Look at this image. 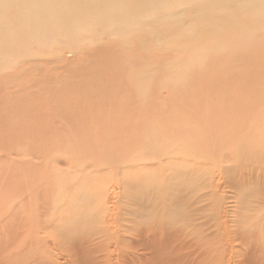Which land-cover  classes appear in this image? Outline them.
Returning a JSON list of instances; mask_svg holds the SVG:
<instances>
[{"label": "rangeland", "instance_id": "1", "mask_svg": "<svg viewBox=\"0 0 264 264\" xmlns=\"http://www.w3.org/2000/svg\"><path fill=\"white\" fill-rule=\"evenodd\" d=\"M62 1L50 0L56 6ZM73 1L79 2L84 7H82L83 12L87 14L90 8L96 7L91 6L93 3H90V0H67L66 2L73 4ZM100 1L104 6L108 5L107 0ZM109 1L113 3V6L110 11L108 10L107 16H104L105 20L89 21L92 25L87 32L77 30L80 35L73 32L75 37L68 39L48 36L46 42L44 39L35 45L40 49V55L34 61L33 70L31 69L36 78L35 81L44 86L45 81L51 78L48 76L61 74L59 78L64 76L70 78V83L68 86H62V81H58L59 85L56 86L46 82L51 89L50 97L56 94L57 101H61L54 110L61 112L62 122L59 123L56 118L53 124L36 126L38 134L34 131L32 133L38 135L36 144L40 148L36 149V144L30 140L29 143L28 141L19 143L21 147L7 146L6 152L3 151V154L10 155L11 148L12 158L18 159L15 162L16 167L21 169L20 172L24 174V177H15L14 183L9 181L6 175L0 177V180L1 178L3 180V187H0V215L2 216H0V249L5 248L3 251L0 250V264H5V261L6 264H98L100 259L99 264H130L127 256L133 255L144 247L137 240L139 239L137 235L147 239L148 242L156 240L153 233L154 219L147 205L153 204L157 199L154 196L149 199L142 197V184L138 180L144 175L150 176L149 173L162 175V178L167 177L166 183L172 185L166 184V186L172 190L168 191L166 196L173 199L181 193L180 197L184 202H186L185 195L189 194L191 174L196 173L197 177L200 173L199 178H195L193 183L190 182L192 192L197 198L202 197L206 200L209 211L207 217L199 216L195 226L186 230V236L198 234V227L205 222L211 225L214 220L224 221L226 215L233 218V224L238 227L244 225L252 227L254 223L264 221V179L261 182L255 180L260 172L259 161H246L249 156L240 150L236 151L238 162H224L229 155H231L230 159L234 158L232 155L234 149H231L233 144L245 145L247 150L254 148L264 150V68L262 66L264 65V0H193V3L186 4L185 9L180 6L183 2L176 1L171 6L175 15H172L173 17L169 15L168 18H165L163 11H152L151 2L155 0ZM199 2L205 3L202 5ZM87 4L88 6L85 7ZM199 4L206 6L199 7ZM236 6L241 9L238 10ZM9 7L10 10L11 5ZM3 13L5 11H0L1 15ZM231 13L235 16H230ZM208 19H212L211 22L207 21ZM120 20L132 22V25L122 24ZM164 20L171 24L165 23ZM15 35L20 36L22 33L15 32ZM229 36L237 39L230 37L232 40H227ZM214 43L221 46V52H218ZM205 47L211 50L207 51ZM191 49H197V52L201 50V55ZM6 50H8L7 46ZM68 50L72 51L70 56ZM226 50L229 53H225ZM193 54L202 58H196ZM21 56V53L15 52L17 67L14 69V79L25 78L23 73H27L26 59H22ZM190 57H192L191 62ZM66 59L70 63L64 62ZM238 60L242 61L241 64ZM172 61H179L181 68L185 67L187 62L193 63L192 66L196 71L192 72L191 67L188 71L182 69L179 73V69L169 67ZM249 65L262 67V74L252 76L249 70L243 69ZM225 66H228V71L232 74L226 72L224 74L226 77L232 76L231 79L236 75L242 76V72L247 73L244 80L238 79V82L231 80L221 85L230 90L231 93L227 97L234 98L235 95L238 102H231L233 100L230 101V98L228 101L226 97L223 101L217 98L216 101L210 102L208 100L210 88L205 87V90H202V85L200 86L198 81L203 83L205 80L210 81L213 76L204 78L207 75L219 73V70L223 71ZM254 77L255 80H253ZM4 92L5 90L0 94ZM196 92L201 93L199 97ZM188 96L195 97L193 99L196 100L200 99L198 107L211 104L217 109L213 112H217L219 116L216 114L217 117L214 115L213 118L214 113H210L211 120L217 118L218 120L215 119L217 122L212 124L209 121V124L215 127L206 132L205 136H200L199 128L196 127L197 121L193 124L195 134L191 128L187 131V128H181L175 124L177 122L182 125L184 122H180L179 119L189 117L187 112L196 111V109L190 111L176 107L179 100H174L175 97ZM38 99H44L42 89L38 90L33 100L24 106L31 107ZM169 100L171 101L168 102ZM236 100L234 98V101ZM155 101L160 103L159 107H152V102L155 103ZM236 104L245 109L242 107L238 110ZM132 108L135 110L130 111ZM111 111L113 113L109 114ZM130 112L132 115H129ZM241 120L245 125L238 134L236 123L238 126ZM252 121H255V124ZM4 123L0 124L2 129L4 125L6 128L3 129L4 131L0 128V149L2 150H5L7 141L14 143L13 136H5L10 125L7 122ZM35 123L38 124V120ZM49 128L50 130H47ZM157 130L161 134H155ZM189 130L191 133H188ZM50 131H53L52 134ZM45 139L54 141L55 151L49 159V166L56 163L53 167L54 175L50 176L47 185L36 187L29 183L24 184L25 177L34 173L33 169L25 163L33 164L41 160L31 155H36L38 150L40 152L43 150ZM252 152L259 153L257 150ZM260 153L264 151L260 150ZM130 155H132L131 161H136V165L142 161L148 170L137 171L127 167ZM1 157L4 156H0V163L4 159ZM219 164L224 165L226 170H221L219 177H217L218 170H215L217 180L213 181L212 176L209 178L208 172H212L213 167L217 169L216 166ZM40 165H43V162H40ZM24 168L26 170H23ZM174 176L178 177L181 183L175 181ZM136 181L140 183L138 190L133 187ZM174 183L181 184V188H176ZM4 184L7 187H4ZM161 186L163 187V184L158 185V187ZM11 190L13 193L10 192ZM19 193L21 196L18 195ZM86 201L87 204L91 202V205H87ZM7 203L10 205L8 206ZM260 206L263 207V211L257 212V207ZM108 207L110 211L107 213L105 208ZM166 207L164 205V208ZM180 208L188 209L187 202L186 207L180 205ZM95 209L99 212L94 211ZM64 217L68 218L63 220ZM191 222L192 220H187L186 224L190 225ZM71 225L75 230L70 228ZM148 226L152 229L150 236ZM230 227L229 224L225 228ZM43 228L50 229L43 230ZM250 232L249 229L243 233L247 243L253 241L247 235ZM223 234L227 240L230 239V235L226 232ZM44 240L48 241L47 245ZM131 244H133L132 249ZM241 249L244 251L237 252L234 256L248 260V258H259L261 255L260 248L258 251L255 250L256 252L251 250L252 253L247 252L250 249Z\"/></svg>", "mask_w": 264, "mask_h": 264}, {"label": "bare ground", "instance_id": "2", "mask_svg": "<svg viewBox=\"0 0 264 264\" xmlns=\"http://www.w3.org/2000/svg\"><path fill=\"white\" fill-rule=\"evenodd\" d=\"M38 1L39 0H0V11H5V13H3L2 15L0 14V92L5 90V92L3 94H0V124H1V122L2 123L3 122H5V123L7 122V124L10 125V127L7 128V132L5 133V136L6 137L13 136V141H14V143H12L11 141H7V144L4 146L5 150L0 149V152L2 151L1 152L2 154L4 152H6V147L7 146H11V148H12L13 145H18L19 147H21V145L19 143L24 142V141H28V143H29L30 140H32L34 142V144H36V139H37L36 137L38 136V135H34V132H35V134L37 133L36 132L37 131L36 126H38L40 124L47 125L48 123L53 124V121H55L56 118H58L57 121L60 123L61 118H62L61 112L59 110H54L56 105H58L61 101H57V99L55 97L56 94L55 95L53 94L54 97H50V94H52V93H50L51 89H50V87H49V85L47 83H49L50 85L53 84V85L58 86L59 85L58 81H62V86H68V84L70 83V78H67V77L65 78V76L63 78H59L61 74H58V75H54L53 74L52 76L51 75L48 76V77H51V78L48 79V77H47V79L49 81L48 80H46V81L44 80L45 81V84H43L44 86L39 85V82L35 81L36 78H35L34 73L32 71L33 67L35 65L34 61H36L38 56L40 55L39 54L40 53V49H39V47H35V45L37 43H39L40 41L44 40V39H45L44 41L46 42L47 41L46 38H49L48 36H53L55 38L56 37H61V38H64V39H68V38H71V37L72 38L75 37L73 32L77 33V30L80 31V32H82V31L87 32L88 29H91L90 27L92 25V23H90L89 21H94V20H103L104 21L105 20L104 16L105 15L107 16L108 10L110 11L111 7L113 6V3L110 2L109 0H107L108 1V5L107 6H104L103 2L100 1V0H90V3H93V4H91V6L95 5L96 7L90 8L89 11H88L89 14H87L86 12L85 13L83 12V9H82L83 6L81 4H79V2H74L73 1L74 3H76L75 5H73L74 3L73 4H71V3L68 4L66 2L67 0H63L62 2L58 3V5L56 6V5L52 4L50 2V0H40V2H38ZM55 1L59 2L60 0H55ZM176 1L183 2L182 4H180V6L183 9H185L186 4L193 3V0H155L154 2H151L152 11L153 12H155V11H158V12L159 11H163L164 14H165L164 15L165 18L166 17L168 18L169 15L170 16H172V15L174 16L175 14H174V11L171 8V6ZM226 1H230V0H226ZM5 2H6V4L4 5ZM85 3H89V2H85ZM204 3L205 2H203V4ZM200 4H202V2ZM200 4L198 5L199 7H201L203 5L202 4L200 6ZM10 5H11V9H13V7H14L13 10H11V9L9 10L8 9V7ZM176 5H177V7H180V6H178V4H176ZM86 6H88V4L85 5V7ZM204 6H206V5H204ZM204 6H202V7H204ZM236 7L238 8V10L241 9V7H239V6H236ZM87 9H88V7H87ZM87 9L85 8V11ZM176 9H178V8H176ZM204 12H206V11H204ZM204 16H206V14ZM230 16H235V14L231 13ZM255 16L259 18V16L257 14H255ZM192 18L195 19L196 17H192ZM212 19H210V20L208 19L207 21L211 22ZM120 22L122 24H125V25H128V24L130 26L132 25V22L128 23V22H124V21H121V20H120ZM164 22L171 24L169 21H166V20H164ZM173 25H176V24H173ZM216 27L218 28V26H216ZM120 28H122V27L120 26ZM224 31H226V30H224ZM15 32L22 33V35L16 36ZM77 34L80 35V33H77ZM210 34H212V33H210ZM243 36H242V38H244ZM230 37H232V36H229V38H227V40L231 39ZM234 38L235 37H232V39H234ZM217 39H218V37H217ZM222 39H224V38H222ZM235 39H237V38H235ZM209 40H211V38ZM239 41H241V40H239ZM9 43H11V44H9ZM17 43L18 44H22V45H16ZM214 45H216V48H217V50L219 52L221 46L218 45V44H215V43H214ZM6 46H7L8 50H6ZM34 47L36 48V50L34 49ZM205 49H207V47H205ZM191 50H190V52H191ZM194 50H192V51H194ZM209 50H211V49H209ZM209 50L207 49V51H209ZM15 52L21 53L22 54L21 58L22 59H26V61H25V67H26L25 71H27V73L26 72L23 73L25 78H20V79H14L13 78V76L15 75L14 69L17 67V63L15 62L16 59H17L15 57ZM71 52L72 51L68 52L69 56H70ZM200 52H202V51L200 50ZM200 52L196 51L195 53L200 54ZM225 53H229V51L226 50ZM193 55H195V54H193ZM206 55H208V54H206ZM212 55H213V53H212ZM195 57L197 58L198 56L195 55ZM191 58L192 57H190V59H189L190 62H191ZM198 58H202V57H198ZM251 58H252V56H251ZM67 59L64 60V62L67 61V63H70V62H68ZM203 61L204 60L202 59V62ZM178 62L172 61L171 64H170L171 66H169V67H172V68L174 67L173 69H175V68L179 69L178 70L179 73H180V70L183 69L185 71L186 70L188 71L189 68L191 69V67L193 68L192 72L196 71L195 67L192 66L193 63H188L187 62L185 67L181 68V66H180V64ZM241 62H240V64H241ZM227 63H229V62H227ZM63 64H65V63H63ZM248 64H249V62H248ZM129 66H131V65H129ZM228 66H225L224 67L225 69L221 68L224 72L219 70L218 71L219 73H215L213 75L210 74V75H207L204 78V79H206V78H209V77L213 76L210 81L206 82V80H205V83H203V81H201V82L198 81V83H200V86L202 85V88L200 87L202 90H205V87L210 88L211 92H209V96H208V100L210 102L211 101H216L217 98L222 100V101L225 100L226 98H227L226 100L229 101V98H230V101L233 100L231 102H236V103L238 102L236 100L237 97H235V95H234V98H235L236 101H234V98L232 96L233 94H231L232 97H227V96H229L228 94H230L231 92H230L229 89H225L221 85L226 84V83H228V81H231V80L232 81L236 80V82H238V79L244 80L245 79L244 76H246L247 73L242 72L241 75L243 77L240 76V75H236L235 74L236 76H233V78L231 79L232 76L227 75V77H226L225 74H224L225 72L232 74L231 72L228 71L229 70ZM236 66H233V67H236ZM256 66L257 65H249L248 67H243V69L249 70L251 72L252 76H255V74H259V75L262 74V71H263L262 67L257 68ZM262 66L264 68V65H262ZM63 67H65V66H63ZM212 67H214V66H212ZM27 68L30 69V70H28ZM229 68H230V66H229ZM236 68L238 69V67H236ZM243 69H242V71H243ZM205 70H206V68H205ZM175 72L178 73L177 71H175ZM192 72H190V73H192ZM205 73H208V71H205ZM186 75H188V74H186ZM201 75L203 76L202 73H201ZM27 76H28V78H26ZM194 77H196V75ZM175 78H177V76ZM259 79H261V77H259ZM197 80H195V81H197ZM253 80H255V77L253 78ZM191 81H193V79H191ZM184 83H186V81H184ZM109 87H112V86L109 85ZM40 89H42L43 92H44V99L43 100H40V99L36 100L31 107L24 106L25 104H27L28 102L33 100V98L37 95V91L40 90ZM201 89H200V91H201ZM54 91H55V89H54ZM196 93L199 94V95H197L198 97L201 94V93H198V92H196ZM109 94H110V92H109ZM54 98H55V100H54ZM193 98H195V97H191L190 98L188 96V97H175L174 98V100H179L178 104L176 105V107H178V109L182 108L184 110H190V111H192L193 109H196V111L194 113L187 112V113H189V117H187L185 119H183V118L179 119L180 122L181 121L184 122L182 125L178 124L177 122H175V124L179 125V127H181V128H187V131H188V128H191V131L195 134V127H194L193 124L196 123V121H197L196 127L198 126V128H199L200 136L201 135L205 136L206 132L212 130L215 127V126H211L209 124V121H210V123L215 124L217 122V121H215V119L216 120H218V119L217 118L213 119L214 115H215V117H217L219 115L217 114V112L214 113L215 110L217 111V109L212 107L211 104H209L208 106H205V104H203V105L198 107V103H199L200 99L196 100V99H193ZM246 100H247V98H246ZM170 101L171 100H169L168 102H170ZM168 102L166 101V104ZM239 102H241V101L239 100ZM52 103H53V105L51 106ZM152 103H153L152 107L153 106H155V107H157V106L159 107L160 106V103L158 101H155V103L154 102H152ZM192 104H194V105L189 107V105H192ZM232 104H234V103H232ZM172 105H175V104H172ZM131 106H132V103H131ZM236 106H237V104H236ZM242 107L243 106H241V107L237 106V109L239 110V108H242ZM261 107H263V106H261ZM243 109H245V108L243 107ZM133 110H135V109H133V108L130 109V111H133ZM238 110H237V113H238ZM239 112H241V111H239ZM112 113L113 112L111 111L109 114H112ZM210 113L211 114L214 113L212 120H211V117H210ZM58 114H61V116L59 115L57 117ZM216 114H217V116H216ZM129 115H132V113L130 112ZM255 119H257V118H255ZM37 120H38V124L35 123V121H37ZM164 121H166V120H164ZM244 122H246V121H244ZM247 122H249V121H247ZM162 123L163 122H161V124ZM164 125H166V124H164ZM243 125H245V123L243 124V120H241L240 124L238 122V126H237V123H236V128H237L238 134L243 129L242 128ZM48 126L50 128H52L50 125H48ZM156 126H158V124ZM4 127H5V125H4ZM4 127H3V129H6ZM239 127H241V128H239ZM0 128H1L2 131H4L2 129V127H0ZM50 128L47 129V130H50ZM152 128H154V127H152ZM164 130H166V129H164ZM32 131H34V132L32 133ZM44 131H46V130H44ZM191 131L188 132V133H191ZM52 132H51V134H52ZM88 133H89V130H88ZM158 133L161 134V132L159 130H157L155 132V134H157V135H158ZM46 134H48V133L46 132ZM191 136L194 137L193 135H191ZM191 136H190V138H192ZM246 136H248V134H246ZM50 137H51V135H50ZM50 137H49V139H50ZM196 138H197V136H196ZM194 140H196V139L194 138ZM45 141L46 142H45V146H44L43 150L41 152L38 150L36 155H31V156H34L37 159H41V160L38 161V162H35L33 164L30 163V162H26L25 163L31 169H33L34 173H33V175L25 177L24 184L25 183H29V184H32V185H34L36 187L42 186L44 184L47 185L48 181L50 180V176L54 175L55 169L53 167L55 166L56 163L51 164L49 166L50 155H52V153H54V151H55L54 141L53 140H48V139H45ZM254 144H255V142H254ZM201 145H202V143H201ZM31 146H33V145H31ZM35 146H36V149L40 148L37 144ZM35 146H33V147H35ZM232 146H233V148H231V149H234V153L232 151H231V153H233L232 155H234V158L230 159L229 156L231 157V155H229L227 157L228 159L224 160V162L225 163H228V162L233 163V161L234 162H238L236 151H240L241 150L242 153H243V151H244V153L246 152V154L249 156L248 160H246V161H248V162H252L254 160H258L259 161L260 172H259V176L255 180L261 182L264 179V153H260V150H262V151H264V150L261 149V148L260 149L259 148H254L252 150H247L245 145H240L239 146V145L233 144ZM11 148H10V155L7 154V153H5L3 155L2 154L0 155V156H4V157H1V158H4V159H2V163H0V177H2L3 175H6L8 177V179H9V181L11 180L13 182V179L15 177L23 178L24 174L22 172H20V170H21L20 168L16 167L15 162H17L18 159L14 160L13 159L14 157L12 158L13 153L11 151ZM29 149H30V147H29ZM255 150L259 151V153L252 152V151H255ZM249 151H251V152L249 153ZM57 157H58V155H57ZM241 158H243V157H241ZM58 160H61V159L58 158ZM131 160H132V155H130L128 157L129 163L127 164V167H129L131 170H137V171L148 170V168H146V166H145L146 164H143L142 161L140 162L139 165H136V161H131ZM40 162H43V165H40ZM186 162H187V160H186ZM48 166H49V170H48ZM216 167H218V168L215 169V167H213L212 168V172L210 171V172H208L209 174L207 173L208 175H210L209 178L212 176V180L213 181L217 180V178H216V173L217 172H219L218 173L219 175L217 176V177H219V176H221L220 175V173H221L220 171L221 170H226V168H224L225 167L224 165H220L219 164V166H216ZM81 169H82V167H81ZM23 170H26V168H24ZM215 170H218V171L216 172ZM78 171H76V172H78ZM83 172H85V171H83ZM149 174H150V176L145 177V175H144L141 179H138V180H140V182L142 184V187H141V195H142V197H144L146 199H149V198L154 196L157 199V200L154 201L153 204H149L148 203V205H147L148 208H149V212L152 214V218L154 219V221H153V224H154L153 225L154 226L153 233H154V235L156 237V240H150L148 242L147 239L141 238L140 235H137V237L139 238L137 240L140 241V245L144 246V247L141 248L139 251L134 252L133 255L127 256L130 264H264V221L263 222L260 221L258 223H254L252 227L251 226H247L246 227L245 225L238 227V226L233 224V222H232L233 218H231L230 216L226 215L224 221H222L221 219H218L217 221L214 220V221H212L213 223L211 225H208V222H205V223L201 224L198 227V230H199L198 234H192V235L186 236V230H188V229H190V228L195 226L199 216L200 217H207V213L209 211L208 205L205 203L206 200L204 198H202V197H200V198L198 197L197 198L194 195V193L192 192L193 188H192V184L191 183H193V180L195 178H199L200 177L199 176L200 173L197 174V177H196V173L191 174L192 177H191V179L189 181V185H190L189 186V194L187 196L185 195V200L187 202L188 209L187 208H180V205L186 207V202H184L182 200V198L180 197L181 193L177 194V196H175L176 198L173 197V199H171V197H167L166 196V193L168 191L172 190L171 188L166 186L167 177L162 178V175L157 176V175H155L153 173H149ZM203 175H205V174H203ZM159 180H160V183H159ZM174 180L179 182V183H181V181L178 179V177L174 176ZM2 183H3V180L1 178V180H0V187L1 188L3 187ZM7 183H8V181H7ZM159 184H161V185L163 184V187L162 186L158 187ZM167 185H169V184H167ZM171 185H169V186H171ZM174 185H175L176 188L177 187L181 188V186H180L181 184L174 183ZM4 187H7V186H5V184H4ZM133 187L136 190H138L139 187H140V183L138 181H136V183H135V185H133ZM9 189H8V192H9ZM5 190H6V188H5ZM12 190L10 191L11 193H13ZM39 190H40V188H39ZM43 190L44 189H42V191ZM29 191H31V190H29ZM247 194H249V193H247ZM15 195H17V194H15ZM18 195H20V193ZM90 195H91V193H90ZM33 198H35V197H33ZM192 198H194L193 199L194 201L192 200V202H190ZM175 199H176V201H175ZM229 199H233V198H229ZM18 202H19V200H18ZM37 202H39V200ZM98 202L99 201H97V203ZM90 203L91 202H89L88 204H90ZM8 204L9 203H7V205ZM86 204H87V201H86ZM92 204L94 205V203H92ZM164 205H166L167 207L164 208ZM119 207H120V205H119ZM105 209H107V213L110 211L109 207L105 208ZM255 210H256V207H255ZM94 211H97V210L95 209ZM258 211L262 212L263 211V207L262 206L257 207V212ZM97 212H99V211H97ZM97 212H95V213H97ZM160 212H162V214H161L162 216L160 215ZM59 213H60V211H59ZM88 213H90V211ZM216 214H218L217 211H216ZM66 218H68V217H66ZM66 218L64 217L63 220L64 219L66 220ZM7 219H8V217H7ZM7 219H4V220L6 221ZM14 219H16V218H14ZM88 219H90V218H88ZM187 220H190V221L192 220L190 225L186 224ZM228 221H229V223H228ZM14 222H15V220H14ZM102 222H104V221H102ZM8 224H6V225H8ZM110 224H111V222H110ZM229 224L231 225V227L229 229H226L225 227H227V225H229ZM61 225H59V226H61ZM65 225H67V224H65ZM20 226H21V224H20ZM1 227H3V226H1ZM72 227L73 226L71 225L70 228L72 229ZM33 228H34V226H33ZM110 228H111V226H110ZM21 229H23V228H21ZM45 229H50V228H43V230H45ZM52 229H53V227H52ZM65 229L67 230L66 227H65ZM249 229L251 230V232L247 233V235L250 238H252L253 241H248V243H247L245 241V239H244L245 235H243V233L246 230L249 231ZM72 230H75V229H72ZM39 231H40V229H39ZM41 231H42V229H41ZM63 231H64V229L62 230V232ZM224 232H226V234L230 235V239L229 240H227L225 238V236L223 234ZM151 234H152V229H151L150 226H148V235L150 236ZM19 235H20V232H19ZM30 237H31V235H30ZM29 240H31V238ZM28 242H30V241H28ZM44 242H45V240H44ZM47 242H45L46 245H47ZM30 244H31V242H30ZM31 245H33V244H31ZM132 248H133V244H131V249ZM241 248L250 249L249 251H247L249 253H252L253 251L256 252L255 250L258 251V248H260L259 253L261 255H260L259 258H256V259L248 258V260L245 259V258H237V256H234V255L237 252H239V253H240V251L243 252L244 250L241 249ZM0 250H2V249H0ZM9 250H8V252H10ZM12 250H14V248ZM41 250H42V248H41ZM57 250H59V249L57 248ZM251 250H253V251H251ZM18 251H19V249L17 250V252ZM13 252H15V251H13ZM21 252H23V251H21ZM72 253H70V254H72ZM12 254L13 253L11 252V255ZM23 255H25V254L23 253ZM12 257H13V255L11 256V258ZM33 258L35 260V257H33ZM22 259H24V258H22ZM100 260L98 261V264L100 263ZM2 261H3V259H2ZM2 264H4V263H2ZM5 264H6V261H5Z\"/></svg>", "mask_w": 264, "mask_h": 264}]
</instances>
